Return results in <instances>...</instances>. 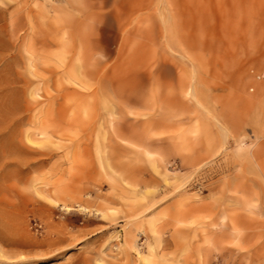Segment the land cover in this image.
Instances as JSON below:
<instances>
[{"label":"rangeland","instance_id":"obj_1","mask_svg":"<svg viewBox=\"0 0 264 264\" xmlns=\"http://www.w3.org/2000/svg\"><path fill=\"white\" fill-rule=\"evenodd\" d=\"M0 264H264V0H0Z\"/></svg>","mask_w":264,"mask_h":264}]
</instances>
